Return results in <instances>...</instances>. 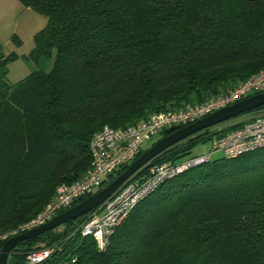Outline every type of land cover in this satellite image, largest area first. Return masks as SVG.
<instances>
[{"label": "trees", "instance_id": "obj_1", "mask_svg": "<svg viewBox=\"0 0 264 264\" xmlns=\"http://www.w3.org/2000/svg\"><path fill=\"white\" fill-rule=\"evenodd\" d=\"M18 1L48 23L21 82L9 83L13 57L0 44V233L35 216L58 184L84 176L90 138L104 125L124 128L202 102L264 68V0ZM216 126L149 163L188 157L238 124ZM86 217L23 240L6 264H27L40 242L54 247L47 264H264V149L211 159L165 181L105 250L80 234Z\"/></svg>", "mask_w": 264, "mask_h": 264}, {"label": "built area", "instance_id": "obj_2", "mask_svg": "<svg viewBox=\"0 0 264 264\" xmlns=\"http://www.w3.org/2000/svg\"><path fill=\"white\" fill-rule=\"evenodd\" d=\"M264 92V68L231 87L202 102L186 104L179 109L150 114L124 128L104 125L94 132L89 141L91 165L80 179L58 184L43 208L32 218L6 232L0 233V243L8 238L40 226L61 211L103 186L104 180L122 164L132 162L142 150L144 142L153 140L166 129L185 126L211 112L228 106L252 94ZM238 124L236 128L214 137L209 150L177 161L146 164L103 202L87 214L79 226L82 236H91L98 250H105L114 230L126 219L139 201L155 191L165 181L181 172L208 162L216 153L225 158H235L243 153L264 149V108L243 113L214 127L220 130L224 124ZM54 251L53 246L31 250L27 264H47ZM75 258L72 259V262ZM60 264H70L63 261Z\"/></svg>", "mask_w": 264, "mask_h": 264}, {"label": "water", "instance_id": "obj_3", "mask_svg": "<svg viewBox=\"0 0 264 264\" xmlns=\"http://www.w3.org/2000/svg\"><path fill=\"white\" fill-rule=\"evenodd\" d=\"M261 106H264V92L255 93L237 102L235 101L233 104L222 107L190 124L176 129L166 136L160 137L151 146L140 153V155L135 158L125 170H123L113 180L102 186L100 189L91 193L89 196L67 208L66 210L56 214L44 224L20 234H16L15 236L5 240L0 247V264H6V260L11 254L13 247L18 245L23 240H27L37 236V234L39 235L49 231L70 220H75L76 218L86 215L93 209L102 205L103 202L107 200L113 194V192H115L126 181V179H129L146 164H149V162L161 154V152H165L167 149L171 148L173 144L175 145L184 138L186 139L188 136H191L192 134L205 128L224 123L243 113L248 111L251 112Z\"/></svg>", "mask_w": 264, "mask_h": 264}, {"label": "rangeland", "instance_id": "obj_4", "mask_svg": "<svg viewBox=\"0 0 264 264\" xmlns=\"http://www.w3.org/2000/svg\"><path fill=\"white\" fill-rule=\"evenodd\" d=\"M47 23L48 20L44 15L24 7L18 0H0V44L4 48V53L13 57L7 65L9 83L16 84L23 81L34 68L28 57L34 49L36 34L42 31ZM233 125L236 124H224L220 130ZM159 137L160 135H157L153 140L144 142L142 147L144 149L149 147ZM208 150L209 142L201 143L194 147L188 156L205 153ZM219 157H222V155L216 153L212 156V159ZM42 246L46 245L40 242L32 249Z\"/></svg>", "mask_w": 264, "mask_h": 264}]
</instances>
